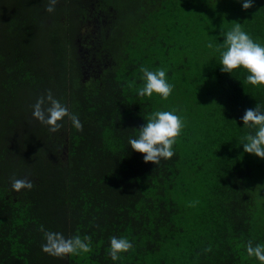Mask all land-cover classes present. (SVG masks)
<instances>
[{
	"label": "trees",
	"instance_id": "obj_1",
	"mask_svg": "<svg viewBox=\"0 0 264 264\" xmlns=\"http://www.w3.org/2000/svg\"><path fill=\"white\" fill-rule=\"evenodd\" d=\"M48 2L0 0V264H260L246 245H264V160L244 152L256 129L241 117L264 111V86L221 72L217 48L236 23L264 46V0ZM142 66L166 70L167 100L138 95ZM49 90L82 132L32 117ZM173 110L174 156L145 163L129 139ZM13 177L34 186L14 192ZM41 225L90 236L92 251L44 253ZM113 236L133 243L117 261Z\"/></svg>",
	"mask_w": 264,
	"mask_h": 264
},
{
	"label": "clouds",
	"instance_id": "obj_2",
	"mask_svg": "<svg viewBox=\"0 0 264 264\" xmlns=\"http://www.w3.org/2000/svg\"><path fill=\"white\" fill-rule=\"evenodd\" d=\"M242 2L243 10L253 7V0H239ZM57 0H49L45 11L53 13ZM224 37L220 52V70L223 73L231 74L234 70L243 68L249 74L245 83L253 86H264V46L255 42L248 33L242 30L241 24L235 26L227 32H222ZM209 48L213 44H208ZM143 73V86L137 89L140 97H152L153 94L159 95L167 100L173 91V85L167 80L166 70H149L141 67ZM47 105V106H45ZM32 107V117L41 124L46 125L52 133L58 132L62 127L61 121L67 117L73 127L78 131H83V124L76 114L69 112L67 106L55 99L49 90L45 95L37 98ZM243 126L256 129L254 134H246L242 137V145L245 153L253 154L264 160V111H261L256 105L254 109H246L241 117ZM146 123L138 128L136 138H130L128 143L134 152L143 156L145 163L151 162L158 165L161 159L168 160L174 156L173 146L176 139L182 132L184 122L180 116L173 111H156L147 117ZM33 182L27 177L11 179V189L14 192H20L22 189L31 190ZM196 202H190L189 207H194ZM43 232L44 243L41 250L53 257L63 259L69 255H79L80 253L91 252V237L79 235L65 238L62 233L46 231L44 226H40ZM133 249V243L125 238H110V248L108 254L113 261L121 258V253L129 252ZM211 246L206 248L205 252H210ZM246 251L249 257H254L260 264H264V245L257 244L253 246L252 241H248Z\"/></svg>",
	"mask_w": 264,
	"mask_h": 264
}]
</instances>
